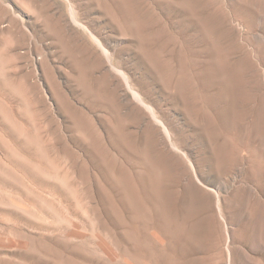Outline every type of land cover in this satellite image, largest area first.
<instances>
[{"label": "rangeland", "instance_id": "rangeland-1", "mask_svg": "<svg viewBox=\"0 0 264 264\" xmlns=\"http://www.w3.org/2000/svg\"><path fill=\"white\" fill-rule=\"evenodd\" d=\"M74 1L179 119L221 216L62 31L67 0H0V264H218L227 214L264 264V0Z\"/></svg>", "mask_w": 264, "mask_h": 264}, {"label": "bare ground", "instance_id": "bare-ground-1", "mask_svg": "<svg viewBox=\"0 0 264 264\" xmlns=\"http://www.w3.org/2000/svg\"><path fill=\"white\" fill-rule=\"evenodd\" d=\"M67 1L70 3L69 19L63 11L58 9L55 11L57 23L62 31L76 44H80L85 52H88L91 63L98 69V72H101L107 78V83L111 87L112 92L116 94L122 109L130 113L138 123L144 125L154 135L158 145L170 157L177 159L172 148L179 152L182 148L186 150L187 155L184 154V162H181L183 163L181 166L185 171L187 185L192 187L191 189L193 190H199V193L203 191L212 215L215 216L219 212L221 216L220 201L222 202V200L220 192L222 188L221 186L213 185L207 178V171L209 170H206L201 165V160L198 159L194 147L189 145L188 140L190 137L179 134L181 132L179 119L172 114L170 108H166V104L162 103L164 102L161 98L163 96L160 95L154 86H149L142 74L140 76L136 73L135 64H133L131 58L123 55L121 51L123 49H116L118 45H115L97 30L96 25L87 17L89 16L88 10L81 7L79 1ZM24 2L28 6L36 5V0H24ZM37 6L36 8H38ZM76 9L78 10L76 11ZM82 19H85V21ZM164 23L166 25V22ZM73 25L77 26L81 32L76 30L77 28L75 29ZM88 40H92L96 48L87 45L86 42ZM177 160L179 161V159ZM209 184L212 186L209 189L211 192L202 188L210 186ZM222 216H224V222H226L225 224L228 227H226L225 231V241L220 242L216 247L217 256L216 254L215 256L218 258V264H249V257L245 255L242 243L236 237L237 234H234V228L231 227L232 225L229 221L231 217L228 214L227 216Z\"/></svg>", "mask_w": 264, "mask_h": 264}]
</instances>
